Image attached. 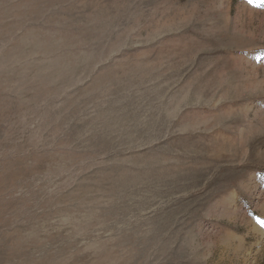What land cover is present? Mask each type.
I'll return each instance as SVG.
<instances>
[{
  "label": "rangeland",
  "instance_id": "1",
  "mask_svg": "<svg viewBox=\"0 0 264 264\" xmlns=\"http://www.w3.org/2000/svg\"><path fill=\"white\" fill-rule=\"evenodd\" d=\"M264 7L0 0V264H264Z\"/></svg>",
  "mask_w": 264,
  "mask_h": 264
},
{
  "label": "snow or ice",
  "instance_id": "2",
  "mask_svg": "<svg viewBox=\"0 0 264 264\" xmlns=\"http://www.w3.org/2000/svg\"><path fill=\"white\" fill-rule=\"evenodd\" d=\"M250 4H256L258 7H264V0H249ZM257 223L264 227V219L257 217Z\"/></svg>",
  "mask_w": 264,
  "mask_h": 264
}]
</instances>
